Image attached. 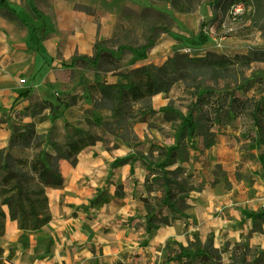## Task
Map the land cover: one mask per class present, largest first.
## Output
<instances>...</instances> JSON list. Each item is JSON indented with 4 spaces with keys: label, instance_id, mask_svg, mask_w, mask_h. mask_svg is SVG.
Listing matches in <instances>:
<instances>
[{
    "label": "crops",
    "instance_id": "crops-1",
    "mask_svg": "<svg viewBox=\"0 0 264 264\" xmlns=\"http://www.w3.org/2000/svg\"><path fill=\"white\" fill-rule=\"evenodd\" d=\"M7 1L35 31H30L19 17L0 8V149L4 151L8 148L10 130L1 119L12 115L13 109L9 114L1 107H9L29 88L26 89V84L32 86L34 93L58 87L59 79L65 76V65H69L76 54L92 55L97 32L102 39L110 37L116 18H107L106 14L100 17L98 29L94 22H89L92 16L76 8L77 4L87 5L86 0ZM67 68L75 69L76 66ZM23 77L25 81L21 82ZM62 90L66 93L32 100L34 96L30 93L28 98L17 101L15 112H26L31 102L41 100L58 104V96L78 93L79 87ZM23 120L31 121L29 117ZM50 125L48 119L35 127L38 132L46 133ZM247 128L249 126L240 118L233 124H216L213 128L215 144L186 163L197 181L205 180L204 188L191 193L190 207L180 221L150 234L145 249L164 247L167 243L181 246L195 240L204 242L207 236L212 238L216 248L243 240L264 246V227L258 231L254 228L257 215L264 213V165L261 161L264 145L252 143ZM251 133L258 138L257 130L252 129ZM114 142L117 145L112 150L105 149L101 143L86 147L77 154L74 164L60 161L63 187L47 190L51 220L34 231H20L16 226L17 234L26 238V244L5 245L0 264H109L120 258L113 253L114 244H138V232L127 223L105 231L113 218L134 214L133 190L136 187L139 194H146L145 168L141 162L112 165L116 158H123L129 152L125 143ZM246 143L252 144L248 145L249 156L242 147ZM177 165L179 163L174 167ZM217 167L222 170L219 176L212 173ZM210 173L217 178L212 180L216 181L214 184L206 177ZM120 184L123 185L121 201L124 205L117 207L114 205L115 191ZM102 191H105L102 199L92 203Z\"/></svg>",
    "mask_w": 264,
    "mask_h": 264
},
{
    "label": "trees",
    "instance_id": "trees-1",
    "mask_svg": "<svg viewBox=\"0 0 264 264\" xmlns=\"http://www.w3.org/2000/svg\"><path fill=\"white\" fill-rule=\"evenodd\" d=\"M214 1L219 3L221 0ZM235 3L244 5L240 0H235L232 5ZM0 8L19 17L30 31H35L33 25L20 17L7 0H0ZM150 29L156 31V36L149 37L140 47L117 44L116 50L131 53L142 50L145 56L158 34L170 33L166 27ZM111 41L112 37L96 40L93 54H76L72 57L71 65L96 69L107 65L108 68L102 67L103 72H113L121 81H92L79 89L78 93L57 97L58 104L49 100L31 102L28 110L20 111L19 116L7 115L1 119L8 124L10 135L7 150L0 149V207L12 208L20 231L38 230L51 220L47 190L63 187L61 160L74 164L81 150L96 143L112 150V143L116 139L136 142L135 146L139 148L141 141L134 132L133 122L146 113L154 115L161 112L170 117L176 115L179 121L173 117L170 119L175 122L174 144L164 146L151 141L147 153L144 146L136 153L135 160L145 168L146 194L138 195L135 212L126 223L138 232L140 239L162 226L180 221L190 207L191 193L204 188L205 180L197 181L194 172L186 166L190 160L189 136L202 138V153L216 142V131L210 129L213 123L233 124L236 118H240L243 124L249 126L250 141L258 146L264 145V73H252L251 79L238 83L215 80L202 84L196 79L203 71L226 75L236 68H250L253 62H264L263 48L252 47L246 54L234 56L214 51H207L202 56H190L176 51L159 66L149 69L142 65L123 71L119 58L106 47ZM184 79L190 80L187 82V116H178L172 105L157 110L148 105L154 95L169 92L175 82ZM252 85L255 87L250 93ZM67 109L70 111L67 112ZM71 111L78 115L76 121L70 119ZM49 115L53 117L48 131L38 132L35 125L48 120ZM25 117L31 121H24ZM252 129L257 130V139L252 136ZM182 149L187 156L174 167V160L180 158ZM129 161H133L131 155L115 159L112 165L116 167ZM261 161L264 165V154ZM104 194L105 191H102L92 203L100 201ZM115 195L117 199L114 205L123 206L122 184L116 187ZM257 216L264 217V213ZM239 250H242L244 257L234 260ZM249 251L247 242L235 243L230 252V261L224 263L221 257L224 249L213 247L208 239L194 250L180 248L171 260L174 264H260L261 257L252 263L248 261L246 255ZM134 257V254L129 255L130 259Z\"/></svg>",
    "mask_w": 264,
    "mask_h": 264
},
{
    "label": "rangeland",
    "instance_id": "rangeland-1",
    "mask_svg": "<svg viewBox=\"0 0 264 264\" xmlns=\"http://www.w3.org/2000/svg\"><path fill=\"white\" fill-rule=\"evenodd\" d=\"M86 1L87 5L77 4L76 8L92 16L89 22H94L98 29L100 17H103L105 14L107 18L111 16L116 17L113 33L108 37L109 39L112 37L113 41L107 43L106 47L114 51L115 56L119 58L123 71L142 65L149 69L154 66H159L176 51L186 54L202 53L201 56L207 51H214L225 56H234L237 54H246L252 47L264 49V0H240L243 1L244 7H242L241 11L237 14L231 13L230 11L231 5L235 0H221L219 3H215L214 0ZM106 21L108 22L109 20L107 19ZM152 27L159 30L162 27H166L170 30V33L158 34L154 45L146 51L145 56L142 55V50L135 53H131L128 50H116L117 44L140 47L149 37L154 38L156 36V31L153 32L150 29ZM96 40H103L99 37L98 32L94 44ZM67 66L75 67L72 66L71 63L65 65L64 79H59L60 87L51 88L48 92L39 89L38 92L34 93L32 88H30L32 86H29L30 84L27 86L26 84V89L29 87L27 90L20 93L9 107L1 108L8 110L9 114L13 109V114L11 116L16 117L19 116V113L15 112L17 101L20 98H28L30 93H32L31 97L34 96L31 99L29 98L30 100L35 97L42 99V97L46 96L54 97L57 93H60V95L64 94L66 92L62 89H69L72 86L76 87L77 85L79 89H82L86 84L92 81H121L113 72H103L102 67L104 69L108 68L107 65H103L99 69L91 66H76L75 69H69ZM53 68H55V66ZM252 73H264V62H253L250 68H236L226 75L215 71H203L199 73L196 79L197 81H201L202 84H210L215 80H218L220 83H238L239 81L251 79ZM24 81V77L21 78V82ZM188 81L190 80L184 79L183 81L179 80L175 82L169 92L157 94V96L148 101V105L156 110L167 105H172L175 107L178 116H187ZM254 87V85L251 86L250 93H252ZM71 113L70 119L76 121L78 115H75L73 111H71ZM171 116L177 119L176 115ZM52 117L53 116H49V119L51 120ZM172 117L161 112H157L154 115L146 113L139 116L133 122L134 132L141 141L140 144H142H139V148L144 146V152L147 153L151 141L164 146L174 144L176 135L173 128L175 122L170 120ZM177 120L179 121V119ZM215 125L216 123H213L210 129H213ZM188 139L189 158L196 159L202 154L200 152L202 151V138L200 136L191 135ZM115 141L125 143L129 148L128 155H131L133 161H135L137 157L136 153L139 150V148L135 146L137 143L126 142L120 139H116ZM249 144L246 143L242 145V147L246 148V152ZM112 145L114 149L117 144L114 142ZM249 155L250 154H248V156ZM186 156V153L182 149L181 156L174 160L175 163H181L182 159L186 158ZM213 172L219 176L222 170L217 167L215 170H212V173ZM212 173L206 176L210 182L217 179L212 176ZM139 193L140 191L138 187H136L135 190H133V196L137 198ZM128 220H130L129 215L123 218H113L109 223L108 229H105V231L120 227L121 224H125ZM263 227L264 217L258 216L256 218L255 230H262ZM151 233L146 234V236L149 235L147 239L146 236L141 239L137 237V245L128 242H126V246L114 244L113 253L120 258L119 260H111L109 264H174L171 258L180 248L188 247L194 250L200 248L208 239L212 242V238L207 236L204 242L199 243L198 240H195L190 242V246H188L190 243L181 246L167 243L164 247L156 246L153 249H145V245L148 244L147 241ZM114 238L115 236H112V239ZM25 240L26 238L17 234L16 221L12 208L10 206H1L0 257L3 255L5 245L11 247L17 242L24 245L26 244ZM243 241L247 242L250 246L249 254L246 255L248 261L252 263L261 257L262 261L260 264H264V246L260 243L250 244L248 240ZM234 244L225 243L220 247L224 249V252L221 253L224 263L230 261V252ZM101 250L102 249H100V251ZM129 254H134L135 257L130 259ZM238 254V257H235L234 260L243 259L242 250H239Z\"/></svg>",
    "mask_w": 264,
    "mask_h": 264
},
{
    "label": "built area",
    "instance_id": "built-area-1",
    "mask_svg": "<svg viewBox=\"0 0 264 264\" xmlns=\"http://www.w3.org/2000/svg\"><path fill=\"white\" fill-rule=\"evenodd\" d=\"M242 7H244V5L242 3H235V4L231 5L230 11H231V13L237 14L238 12L241 11Z\"/></svg>",
    "mask_w": 264,
    "mask_h": 264
},
{
    "label": "bare ground",
    "instance_id": "bare-ground-1",
    "mask_svg": "<svg viewBox=\"0 0 264 264\" xmlns=\"http://www.w3.org/2000/svg\"><path fill=\"white\" fill-rule=\"evenodd\" d=\"M190 56H196L195 54H189Z\"/></svg>",
    "mask_w": 264,
    "mask_h": 264
}]
</instances>
